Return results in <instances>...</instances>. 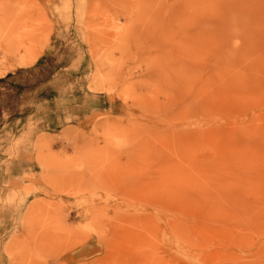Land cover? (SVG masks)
Returning <instances> with one entry per match:
<instances>
[{
	"label": "rangeland",
	"instance_id": "1",
	"mask_svg": "<svg viewBox=\"0 0 264 264\" xmlns=\"http://www.w3.org/2000/svg\"><path fill=\"white\" fill-rule=\"evenodd\" d=\"M0 264H264V0H0Z\"/></svg>",
	"mask_w": 264,
	"mask_h": 264
}]
</instances>
